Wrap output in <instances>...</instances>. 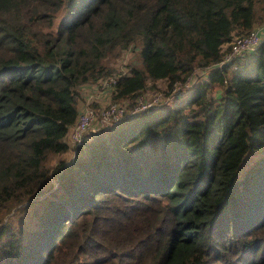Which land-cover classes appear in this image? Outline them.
Wrapping results in <instances>:
<instances>
[{
    "label": "trees",
    "instance_id": "16d2710c",
    "mask_svg": "<svg viewBox=\"0 0 264 264\" xmlns=\"http://www.w3.org/2000/svg\"><path fill=\"white\" fill-rule=\"evenodd\" d=\"M262 23L264 0H0V264H264V41L218 67ZM208 66L68 141L85 85L130 106Z\"/></svg>",
    "mask_w": 264,
    "mask_h": 264
},
{
    "label": "built area",
    "instance_id": "2783aa9c",
    "mask_svg": "<svg viewBox=\"0 0 264 264\" xmlns=\"http://www.w3.org/2000/svg\"><path fill=\"white\" fill-rule=\"evenodd\" d=\"M264 41V23L257 25V27L251 29L245 34H238L233 38L228 53L225 54L224 59L219 63L220 67L225 62H231L234 58H240L245 56L248 52L255 49L261 42ZM216 67L208 66L200 68L194 71V73L187 79V81L181 83L177 82L173 89L168 94H175L179 92V89L184 87L190 88L194 84L203 81L207 74ZM237 69L238 65H234ZM113 79H102L99 83L107 84L111 89L114 85ZM96 83V84H97ZM167 93V91H166ZM161 99L147 98L145 95L139 96L137 100L130 106H127V102L124 101H110L109 105L102 108H94L87 103L80 111L76 122L72 125L69 134L68 141L72 146L83 141V138L88 131L92 129H98L101 126L115 125L122 120L123 117L128 116L130 113H137L142 110H146L152 106L157 105Z\"/></svg>",
    "mask_w": 264,
    "mask_h": 264
},
{
    "label": "rangeland",
    "instance_id": "374dc122",
    "mask_svg": "<svg viewBox=\"0 0 264 264\" xmlns=\"http://www.w3.org/2000/svg\"><path fill=\"white\" fill-rule=\"evenodd\" d=\"M62 13V11H60L58 13V16H60ZM139 58L137 55L136 51H128V53H126L120 61H118L117 63V67L119 69L124 70L125 69V64L126 63H139ZM199 83V82H198ZM194 84L192 87L187 88L184 87L182 89H179V92L173 94H168L166 93V84H164V81H160L158 82V84H156V87H152L150 85H148L147 87V92H146V97L147 98H151L152 96V100L154 98H160L161 100L158 101L159 103H157V105H161L164 107H170L172 104L174 105L176 101H178V99L180 98H184L186 97L191 91H193L196 87L197 84ZM110 90L111 88L107 85V84H103V83H97V84H92V85H85L84 86V97L85 99L82 101L81 103V107L86 105L87 103H89L91 106H93L94 108H102L105 107L107 105H109L110 101H111V96H110ZM109 95L110 100L107 98L106 93ZM120 102V101H119Z\"/></svg>",
    "mask_w": 264,
    "mask_h": 264
},
{
    "label": "crops",
    "instance_id": "0c3cea01",
    "mask_svg": "<svg viewBox=\"0 0 264 264\" xmlns=\"http://www.w3.org/2000/svg\"><path fill=\"white\" fill-rule=\"evenodd\" d=\"M220 92H221V88L216 87V89L212 92V94H213V95H219ZM105 93H106V92H105ZM105 96H107V98L110 100V97H109V95H108L107 93H106ZM84 98H85V97H84Z\"/></svg>",
    "mask_w": 264,
    "mask_h": 264
}]
</instances>
